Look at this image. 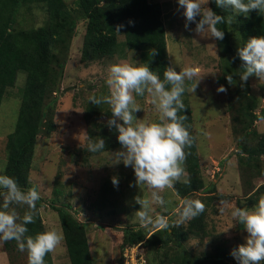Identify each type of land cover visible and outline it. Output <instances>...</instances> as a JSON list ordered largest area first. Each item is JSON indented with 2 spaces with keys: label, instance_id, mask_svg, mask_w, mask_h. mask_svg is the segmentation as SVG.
<instances>
[{
  "label": "rangeland",
  "instance_id": "1",
  "mask_svg": "<svg viewBox=\"0 0 264 264\" xmlns=\"http://www.w3.org/2000/svg\"><path fill=\"white\" fill-rule=\"evenodd\" d=\"M151 1H160L163 4L171 65L176 67L177 71L186 66L198 69L191 81L192 84L199 82L197 88L195 91L188 90L191 87L189 86L186 97L193 110L191 128L196 136L202 177L206 186L216 184V191L210 193L215 195L216 199L206 211L207 234L204 238L196 237L185 243L196 255H205L211 252L216 244H225L228 246L230 257L237 262L231 251L245 242L247 232L231 217V208L244 204L251 207L248 197L259 185L264 184V159L261 172L256 170L255 174L248 165L243 168L239 162L242 133L234 126L233 113L228 108L229 89L218 82L222 66L217 38L197 34L194 31L195 22L185 28L183 9L178 7L177 0ZM28 15L29 24L42 25L48 19V12L44 8H35ZM85 31L86 24L81 20L71 42L53 110L56 128L50 134L42 132L38 137L30 170V183L36 185L41 193L39 210L45 228H55L63 234L58 212L51 206L53 203L69 205L78 217L89 225L88 237L95 264H121L125 227L129 224L136 228L141 227L134 215L140 208L135 197L138 195L148 198L151 189L135 184L134 178V181L129 182L128 176L134 172L131 166L126 167L123 162L114 163L113 152L120 149V143L97 153H90L83 148L89 138L96 139L90 132L91 126L86 112L89 96L108 94L106 79L110 65L120 60L141 61L140 52L127 49L125 58L115 56L85 66L80 61ZM233 33V46L237 52L243 42L236 30ZM119 39L122 40L123 36L120 35ZM24 81V75L18 76L16 85L6 95L0 112V168L3 169L7 156V135L15 128L21 103L19 86H22ZM249 81L251 92L259 100V111L264 107V80L260 81L253 75L249 77ZM220 85H223L226 91H218ZM136 102L141 107L136 113L139 118L158 119L159 113L151 102V94L145 93L141 98L136 96ZM103 104V113L99 114L97 120L102 125L107 124L112 116L109 105ZM255 128L264 133V118L256 121ZM92 130L95 131V128ZM250 140H253V137H250L249 142ZM75 157L77 158L74 159ZM113 176L118 177V185L113 184ZM184 178L185 175L181 177ZM55 190H59V194H56ZM158 191L166 203L164 206L152 204V215L169 211L167 217H172L175 221L183 198H179L173 188ZM100 194L107 196L109 204L106 208L98 203ZM221 200L230 202L223 213L219 211ZM120 207L126 210L121 212ZM111 208L117 209V213H109ZM17 210L22 215L25 208L17 206ZM188 222L189 220L185 221L184 226ZM146 227L153 230L155 228ZM166 251L168 249L161 250L163 257H166ZM139 252L144 254L142 247L138 246L129 252L131 264H139ZM153 253L154 249L149 251L150 256H153ZM51 254L54 264H71L64 237ZM0 264H28L27 252H21L18 248H7L5 241L0 240ZM260 264H264V261Z\"/></svg>",
  "mask_w": 264,
  "mask_h": 264
},
{
  "label": "trees",
  "instance_id": "2",
  "mask_svg": "<svg viewBox=\"0 0 264 264\" xmlns=\"http://www.w3.org/2000/svg\"><path fill=\"white\" fill-rule=\"evenodd\" d=\"M209 3L213 10L225 17L224 22L217 25L225 31L223 40L217 39L222 66L218 82L229 89L228 108L233 113L234 126L242 133L238 161L243 168L248 165L255 174L256 170L261 172L264 159V133L255 128L256 121L264 118V107L257 111L259 100L251 92L249 79L247 82L239 79L243 61L234 50L233 32H238L243 43L248 37L264 35V13L252 10L247 17L239 15L232 23H228L230 10L217 7L214 0H209ZM35 8H44L48 12V19L42 25L29 24L27 21L28 14ZM163 12V4L151 0H0V112L18 76H25L24 84L19 86L21 103L15 128L7 135V156L3 170L15 177L22 188L26 190L33 186L30 183V170L39 135L42 132L50 134L56 128L53 110L79 21L83 20L86 24L80 57L85 66L115 56L125 58L127 49H130L139 51L141 61L150 63L152 70L163 80L165 68L171 65ZM120 25L123 27H119L118 32ZM120 35L123 36L122 40L119 39ZM153 48L158 52L154 57L149 54ZM227 74L233 75L231 83L226 79ZM241 83H244V87H241ZM191 85V81L186 82V91L182 96L185 109L178 115L186 117L184 124L194 138V143L185 149V178L176 181L173 189L179 198H199L205 204V210L185 226L155 227L153 230L129 224L124 229L121 264H127L126 249L139 244L144 248L146 264H237L230 257L225 244H216L211 252L196 255L185 243L196 237L204 238L207 234L206 211L216 199L215 195L210 194L216 191V184L206 186L202 177L196 136L191 128L193 110L186 97L187 88ZM88 104L86 116L92 136L96 139L103 137L105 149H111L119 143L117 133L108 124L102 125L97 121L99 114L103 113L104 104ZM94 128L95 131L92 130ZM250 137H253L250 140L252 143L249 142ZM133 178L134 172L128 176L129 182L134 181ZM55 192L59 194V190ZM262 193L264 184L259 185L248 197L249 205H254ZM41 202L42 197L37 201L38 214L34 222L27 225L29 235L45 229L39 210ZM98 203L106 208L109 204L107 196L100 194ZM51 207L58 212L71 264H95L88 237V223L81 220L69 205L53 203ZM120 209L121 212L126 210L123 207ZM117 211L111 208L109 213ZM96 214L100 216L98 212ZM158 215L167 216L169 211ZM173 221L170 217V225ZM240 227L243 228L241 224ZM5 245L7 248H18L15 240H7ZM152 249L155 253L150 256L149 251L152 252ZM162 249H168L166 257L161 255ZM51 255V252L46 254V264H54ZM158 258L160 261H157Z\"/></svg>",
  "mask_w": 264,
  "mask_h": 264
},
{
  "label": "clouds",
  "instance_id": "3",
  "mask_svg": "<svg viewBox=\"0 0 264 264\" xmlns=\"http://www.w3.org/2000/svg\"><path fill=\"white\" fill-rule=\"evenodd\" d=\"M177 3L183 9L185 28L195 22L194 31L200 36L223 40L225 31L217 25L224 22L225 17L209 6V0H177ZM214 3L219 8L230 10L228 23L239 15L247 17L252 10L264 13V0H214ZM119 27L123 25L118 26V32ZM149 54L154 57L158 54L157 49H151ZM237 56L243 61V71L239 74L241 82H247L253 75L260 81L264 80V35L248 37L238 47ZM197 72L195 67H181L177 71L170 65L165 68L162 80L150 63L136 59L120 60L110 65L106 79L108 94L88 98L94 105L106 103L111 109L112 116L107 124L114 128L121 145L113 152L114 163L123 162L126 167L131 166L135 184L151 189L148 198L135 197L140 208L134 215L141 226L169 228L181 225L205 210L202 200L189 196L182 200L172 225L167 216L152 215V204L164 206L166 203L158 190L173 188L174 183L185 175V149L191 147L194 138L184 124L186 117L178 113L185 109L182 96L186 91V81H192ZM226 79L231 83L234 78L232 74H227ZM198 83H193L188 90L195 91ZM218 91L226 89L220 85ZM145 92L151 94V102L158 110L157 120L136 115L141 110L136 96H144ZM83 148L90 153L101 152L105 149V139L101 136L99 139L89 138ZM112 182L118 185V177L113 176ZM40 199L41 193L35 185L25 190L15 177L0 168V240H15L18 249L27 252L28 264H46V254L52 252L63 239V234L55 228H45L35 235L27 234V225L33 223L38 214L37 201ZM229 203L221 200L219 211L223 213ZM17 206L25 208L23 215ZM230 214L247 232L245 242L233 248L231 255L238 264H260L264 261V193L251 207L247 204L236 206L231 208ZM136 246L140 247V244ZM133 247L126 249V256L127 250Z\"/></svg>",
  "mask_w": 264,
  "mask_h": 264
},
{
  "label": "built area",
  "instance_id": "4",
  "mask_svg": "<svg viewBox=\"0 0 264 264\" xmlns=\"http://www.w3.org/2000/svg\"><path fill=\"white\" fill-rule=\"evenodd\" d=\"M131 250H132V248L129 250H127V258L129 259V262H128V260H127V264H131V261H130V258L128 257V255H129V252H131ZM140 253V252H139ZM139 253H137V256H138V258H139V264H142L143 262H145V260H144V257H143V255L141 254L140 256H139Z\"/></svg>",
  "mask_w": 264,
  "mask_h": 264
}]
</instances>
